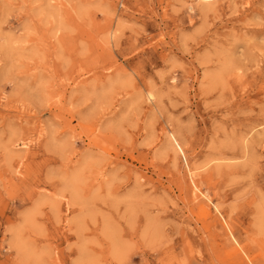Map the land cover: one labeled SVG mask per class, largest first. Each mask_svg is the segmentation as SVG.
Listing matches in <instances>:
<instances>
[{
    "label": "rangeland",
    "instance_id": "rangeland-1",
    "mask_svg": "<svg viewBox=\"0 0 264 264\" xmlns=\"http://www.w3.org/2000/svg\"><path fill=\"white\" fill-rule=\"evenodd\" d=\"M0 264H264V0H0Z\"/></svg>",
    "mask_w": 264,
    "mask_h": 264
},
{
    "label": "bare ground",
    "instance_id": "bare-ground-1",
    "mask_svg": "<svg viewBox=\"0 0 264 264\" xmlns=\"http://www.w3.org/2000/svg\"><path fill=\"white\" fill-rule=\"evenodd\" d=\"M175 143H176V141H175ZM176 145H177V143H176ZM177 147H178V145H177Z\"/></svg>",
    "mask_w": 264,
    "mask_h": 264
}]
</instances>
